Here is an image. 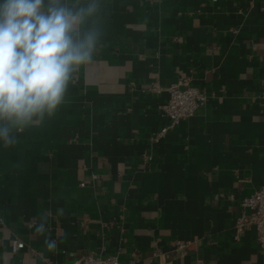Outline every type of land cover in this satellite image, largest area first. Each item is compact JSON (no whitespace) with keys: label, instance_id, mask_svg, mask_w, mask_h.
I'll return each instance as SVG.
<instances>
[{"label":"crops","instance_id":"crops-1","mask_svg":"<svg viewBox=\"0 0 264 264\" xmlns=\"http://www.w3.org/2000/svg\"><path fill=\"white\" fill-rule=\"evenodd\" d=\"M98 2L63 103L0 140V264H264L254 225L234 238L264 184V0ZM183 78L208 100L160 134L168 93L149 87Z\"/></svg>","mask_w":264,"mask_h":264},{"label":"clouds","instance_id":"clouds-1","mask_svg":"<svg viewBox=\"0 0 264 264\" xmlns=\"http://www.w3.org/2000/svg\"><path fill=\"white\" fill-rule=\"evenodd\" d=\"M99 11L98 0H0V140L6 145L14 129L39 123L63 103L73 73L99 44ZM35 231L43 233L45 223Z\"/></svg>","mask_w":264,"mask_h":264},{"label":"built area","instance_id":"built-area-1","mask_svg":"<svg viewBox=\"0 0 264 264\" xmlns=\"http://www.w3.org/2000/svg\"><path fill=\"white\" fill-rule=\"evenodd\" d=\"M151 91L161 93L167 91L168 98L162 104L164 114L168 122L163 126L160 134H164L170 129L176 127L183 119L188 118L196 112L198 107L208 100L207 93L200 87L194 86L188 78L180 79L177 82L167 86L161 85L158 81L152 82L149 87ZM261 98L264 101V81L261 85ZM152 159L151 156L148 157ZM240 212L236 217L234 226V238L239 240L242 233L248 225H254L256 228L257 242L264 249V184L253 193L244 196L240 201ZM191 245L190 241L177 240L178 249H186ZM25 247L22 239H13L11 249L13 252ZM56 264V263H48ZM73 264H137L130 260L121 262L113 255L95 256L87 255L81 261Z\"/></svg>","mask_w":264,"mask_h":264}]
</instances>
